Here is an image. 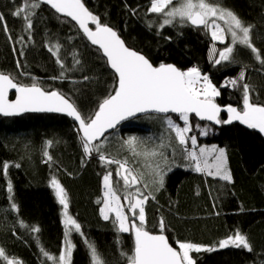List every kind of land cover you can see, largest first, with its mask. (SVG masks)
I'll list each match as a JSON object with an SVG mask.
<instances>
[{"label":"trees","instance_id":"16d2710c","mask_svg":"<svg viewBox=\"0 0 264 264\" xmlns=\"http://www.w3.org/2000/svg\"><path fill=\"white\" fill-rule=\"evenodd\" d=\"M21 2L0 0V13L7 24V31L0 25V72L10 74L23 85L36 83L45 90L59 91L82 116H94L99 104L114 93L118 83L107 58L91 43L78 22L57 13L46 3L35 9L29 34L25 22L11 14ZM82 3L102 25L115 29L129 47L145 54L153 64L173 63L182 70L199 67L220 90L215 101L221 106L242 109L241 86H222L225 80L237 78L241 71L245 72L243 83L251 86L253 102L264 105V64L247 48L238 45L233 54L235 62L216 65L212 62L213 45L217 53L228 45L215 43L210 31L203 27L178 21L161 29L164 17L148 12L150 0H82ZM213 3L232 10L246 25H253L252 43L264 58V0H213ZM89 24L95 28L92 22ZM172 116L184 126L177 115ZM228 116L223 112L221 121ZM164 119L165 115L147 114L125 122L102 140L93 142L100 146V152L93 150L86 154L79 126L66 115L0 116V165L9 164L6 175L0 170V248L8 259L22 264H56L41 251L58 258L65 243L62 205L51 187L55 177L65 189L69 210L83 233L73 230L69 235L74 245L71 264H92L89 244H94L109 264H124L119 252L132 251L134 236L118 232L114 216L104 220L101 214L104 175L112 172L113 187L126 204L123 184L116 175L118 165L105 163L100 155L126 160L134 173L140 174L145 164L152 170L151 156L134 154L125 144V136L135 134L141 142L137 152L156 149L174 153L167 155L168 162L174 164L166 172L164 186H151V191L143 187L149 195L144 227L151 232L166 233L177 249L178 241L217 248L193 253L197 264H264V133L238 121L216 126L190 116L193 131L189 135L196 134L200 142L217 143L227 149L232 175L229 182L195 171L194 162L186 158L184 146L178 144L175 133L167 132ZM202 129L207 130L206 135H202ZM154 158L161 159L159 155ZM149 171L145 169V174H141L142 180L149 178L145 175L151 176ZM12 204L17 208L13 209ZM37 227L39 232L32 231ZM237 231L248 238L252 252L231 246L218 248L222 239ZM0 264L7 262L0 258Z\"/></svg>","mask_w":264,"mask_h":264},{"label":"snow or ice","instance_id":"6c2138e0","mask_svg":"<svg viewBox=\"0 0 264 264\" xmlns=\"http://www.w3.org/2000/svg\"><path fill=\"white\" fill-rule=\"evenodd\" d=\"M40 3L50 5L57 13H62L72 20L78 22L87 38L93 45H98L103 50L104 55L118 77V83L114 94L108 95L99 104L98 110L92 117H84L78 111L74 103L65 98L57 91H46L38 84L31 86L15 82L10 74L0 72V113L4 116H14L24 112H56L65 113L73 117L78 122L79 131H82L83 150L86 154H91L93 150L100 152V146L93 142L98 140L104 133L111 128H115L121 121L135 116L137 113L155 112L165 114L167 127L175 133V139L180 146L190 143L191 150L184 147L186 158L195 164V171L204 172L208 176L218 177L224 181H232V175L227 167V154L224 148L212 146L211 148L200 147L197 150V139L195 135L188 134L193 131L190 123V116L195 114L201 120L215 121L216 124H231L238 121L250 129H257L264 133V105L254 103L251 86L243 83L245 72L241 71L235 79L225 80L222 86L231 85L242 88V109L231 105L221 108L215 102V98L220 95V90L212 83L207 74H203L198 67H190L181 70L174 64L153 63L140 52L133 50L125 45L124 40L118 33L107 25H102L99 18L94 15L82 0H22L21 5L15 6L11 13L15 17L21 18L25 22V31L31 32L35 9ZM148 12L163 16L160 25L162 29L174 22L180 24H190L193 27H203L210 30L213 41L225 43L223 50L216 52L215 45L212 50V62L216 65L222 62H235L234 50L238 45L243 46L254 54V58L264 64V58L260 51L252 43L253 25H246L232 10L222 7L213 0H150ZM89 21L95 25V30L89 28ZM218 21H223L222 26ZM0 25L7 31V24L4 16L0 13ZM151 27V23H149ZM231 40L229 42L228 36ZM23 41L24 37H20ZM170 39V38H169ZM58 52L59 45H56ZM49 51H52L50 48ZM59 62V58H58ZM76 63H79L77 60ZM19 66V61H17ZM61 67L63 64L61 63ZM88 79L87 77L84 78ZM10 90L17 93L14 101H9ZM226 111L229 116L227 120L221 121L220 113ZM175 113L178 119L182 120L184 126L175 123L167 114ZM199 127V126H197ZM202 134H207L206 129L201 130ZM51 145V141L47 142ZM140 141L136 137H131L125 144L134 154L160 156L163 164L157 163L152 169V183L157 188L164 186V178L167 171H171L174 164L169 163L163 152L152 150L150 152H137ZM48 160L52 157L46 152ZM100 159L107 164H117L116 175L123 181L125 190L133 185L141 183V174L134 173L128 167L127 161H119L106 157L101 154ZM209 159L213 162L209 163ZM19 167V165H15ZM9 164L4 162L0 165V170L6 175ZM112 172H108L103 177L104 187V207L101 214L104 220L110 219V214H114L117 224V231L120 233H132L134 236L133 248L131 252L120 250L119 255L123 258L124 264H197L193 258V253L202 251H216V247H207L191 242H177L178 249L169 243L168 238L163 235L150 233L144 227L146 223L145 204L149 195L136 188L135 193L129 192L124 199L128 201L127 212L125 205L121 202V197L113 187ZM51 187L55 190V195L60 205L64 208L65 225V247L58 258L52 257L41 249L43 255L56 264H71V254L74 245L68 239L74 230L81 232V226L71 216L68 215L67 193L60 182L53 177ZM143 187L147 188L148 184ZM8 192H12V185L9 181ZM155 199L154 196L151 197ZM99 202V201H98ZM16 209L17 206L12 204ZM129 213L132 219L130 220ZM138 220V223H137ZM160 228L163 231V220L160 221ZM32 231L39 232V228ZM245 249L252 252V246L248 238L239 231L234 236L221 240L218 244L219 249L229 247ZM92 264H109L102 254H100L94 244L88 245ZM0 258L7 264H22L19 260H9L4 249L0 248Z\"/></svg>","mask_w":264,"mask_h":264},{"label":"rangeland","instance_id":"374dc122","mask_svg":"<svg viewBox=\"0 0 264 264\" xmlns=\"http://www.w3.org/2000/svg\"><path fill=\"white\" fill-rule=\"evenodd\" d=\"M163 21V20H162ZM162 23V22H161ZM218 23H220L222 26H225L224 25V23H223V21H218ZM161 25V24H160ZM210 31V30H209ZM228 40H229V42H230V40H231V37H230V34H229V36H228ZM215 43H221V42H219V41H214ZM224 48V47H223ZM223 48H222V50H223ZM193 67V66H192ZM196 67V66H195ZM199 68V67H198ZM200 69V68H199ZM185 70H187V69H185ZM200 71L203 73V74H206V73H204L201 69H200ZM213 83V82H212ZM214 84V83H213ZM168 116H170L171 117V119L175 122V123H177V124H179L181 127H183V125L182 124H180V121H178V120H176L172 115H168ZM164 121H165V124L167 125V123H166V119H164ZM166 130H167V132L168 131H172L173 133H174V131L172 130V129H169L168 127L166 128ZM189 135V134H188ZM192 135H195L196 136V134H190L189 136H192ZM203 135V134H202ZM131 137H136V135L135 134H127L126 136H125V141H127L129 138H131ZM137 138V137H136ZM196 139H197V150L200 148V147H207V148H211L212 146H216V147H218V148H224L225 150H226V154H227V167H228V169L230 170V172H231V169H230V166H229V156H228V152H227V149L224 147V146H221V145H219V144H217V143H208V142H206V141H203V142H200L199 141V139L197 138V136H196ZM108 141L109 140H107L106 142L108 143ZM184 147H187L188 148V150L190 151L191 150V145H190V143L188 144V145H186V146H184ZM156 150V149H155ZM168 149H166V151H167ZM157 152H159V151H157ZM166 154V157L168 158V156L167 155H170V156H172L174 153H173V151L171 150V151H167V153H164V155ZM147 157V156H146ZM180 158V157H179ZM213 161L211 160V159H209V163H212ZM157 163H160V164H163V161L160 159H156V158H154V157H152L151 156V166H152V169H154L155 167H156V165H157ZM145 169H147V171L148 170H150L149 172L151 173V176H149V175H145V176H148L149 178H145V180H142L141 179V183L140 184H137V185H133L131 188H128L127 190H125L124 189V187H123V194H124V196L125 195H127L129 192H131V193H135V191H136V188H140V190L142 191V192H144V190H143V185L146 183V184H148V190H152V187H156L153 183H152V170H151V168L147 165V164H145ZM145 169L144 170H142V168H141V172H140V174H145ZM194 169H195V164H194ZM200 173V172H199ZM201 173H203L204 175H207L206 173H204V172H201ZM208 176V175H207ZM122 184H123V181H122ZM152 186V187H151ZM104 199H105V197H104V195H103V201H104ZM122 202V201H121ZM125 202H126V204H124L123 202H122V204H124L125 205V211L127 212V204H128V201L127 200H125ZM104 207V203H103V205L101 206V209ZM68 215L69 216H71L73 219H74V217H73V215L71 214V212H70V210H69V206H68ZM62 212H63V219H65V217H64V208H63V206H62ZM114 216V214H110V216ZM129 217H130V220L132 219V217H131V214L129 213ZM137 223H138V220H137ZM232 236H234V235H232ZM68 239L70 240V238H69V236H68ZM226 239V238H225ZM222 240H224V239H222ZM195 244H197V243H195ZM199 245H203V244H199ZM203 246H206V245H203ZM64 247H65V243H64ZM64 247H63V249H62V252H63V250H64ZM208 247V246H207ZM61 252V253H62ZM60 264H62V262H60Z\"/></svg>","mask_w":264,"mask_h":264},{"label":"water","instance_id":"95a60500","mask_svg":"<svg viewBox=\"0 0 264 264\" xmlns=\"http://www.w3.org/2000/svg\"><path fill=\"white\" fill-rule=\"evenodd\" d=\"M89 23H91V21H89ZM89 26V28H91L90 27V24L88 25ZM110 27V26H109ZM112 28V27H111ZM91 29H93V30H95V28H91ZM113 29V28H112ZM114 31H116L115 29H113ZM117 32V31H116ZM118 33V32H117ZM119 35V34H118ZM120 36V35H119ZM120 38L122 39V37L120 36ZM123 40V39H122ZM125 42V41H124ZM125 45L127 46V47H129L126 43H125ZM96 46H98V45H96ZM99 47V46H98ZM129 48H131V47H129ZM131 49H133V48H131ZM101 51H102V53H103V50L102 49H100ZM133 50H135V49H133ZM137 51V50H136ZM138 52H140V51H138ZM141 53V52H140ZM104 54V53H103ZM141 54H143V53H141ZM144 56H146L145 54H143ZM105 56V55H104ZM106 57V56H105ZM147 57V56H146ZM107 58V57H106ZM148 58V57H147ZM149 59V58H148ZM150 60V59H149ZM151 61V60H150ZM152 62V61H151ZM109 63V62H108ZM153 63V62H152ZM168 64H173V63H168ZM154 66H156L155 64H153ZM174 65H176V64H174ZM109 66H110V64H109ZM177 66V65H176ZM178 67V66H177ZM179 68V67H178ZM112 69V68H111ZM181 69V68H180ZM182 70V69H181ZM16 82V81H15ZM27 86H31V85H27ZM41 87V86H40ZM41 88H43V87H41ZM44 89V88H43ZM45 90V89H44ZM46 91H48V90H46ZM51 91H56V90H51ZM57 92H59V91H57ZM60 93V92H59ZM60 94H62V93H60ZM114 94V93H113ZM16 95H17V93L15 92V90H10L9 91V94H8V99H9V101H14L15 100V98H16ZM63 95V94H62ZM65 98H67V97H65ZM68 99V98H67ZM70 101V100H69ZM71 102V101H70ZM216 102V101H215ZM217 103V102H216ZM218 104V103H217ZM218 105H220V104H218ZM221 106V105H220ZM221 108H224L223 106H221ZM223 112H225V111H221V113H220V117H221V115H222V113ZM26 113H53V114H61V115H66V116H68L67 114H65V113H56V112H24V113H20V114H18V115H14V116H21V115H24V114H26ZM147 114H158V115H165V114H161V113H155V112H147V113H137L135 116H132V117H129V118H127V119H125V120H123V121H121L120 123H118L117 125H116V127L115 128H111V129H108L105 133H104V135L103 136H101L98 140H96V141H100V140H102L108 133H111L112 131H114L115 129H117L118 127H120L122 124H124L125 122H128V121H130V120H133V119H135V118H137V117H140V116H143V115H147ZM167 115H177V114H175V113H169V114H167ZM192 115H194L195 116V114H192ZM0 116H4L2 113H0ZM14 116H4V117H14ZM69 117V116H68ZM77 125H78V122L77 121H75V119L73 118V117H70ZM196 118L198 119V120H200V121H204V122H207V123H209V124H213V125H216V126H219L220 124H216L215 123V121H208V120H201V119H199V117H197L196 116ZM79 126V125H78ZM81 132V134L83 135V133H82V131H80ZM95 142V141H94ZM147 230V229H146ZM147 231H149V230H147ZM150 233H152V234H155V235H159V234H163V235H165L167 238H168V240H169V237L166 235V233H164V232H151V231H149ZM169 243L171 244V242H170V240H169ZM173 247H175V246H173Z\"/></svg>","mask_w":264,"mask_h":264}]
</instances>
